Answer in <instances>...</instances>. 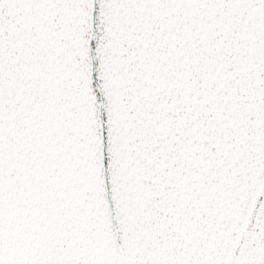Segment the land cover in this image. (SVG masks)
I'll use <instances>...</instances> for the list:
<instances>
[{"label":"snow or ice","instance_id":"snow-or-ice-1","mask_svg":"<svg viewBox=\"0 0 264 264\" xmlns=\"http://www.w3.org/2000/svg\"><path fill=\"white\" fill-rule=\"evenodd\" d=\"M0 264H264V0H0Z\"/></svg>","mask_w":264,"mask_h":264}]
</instances>
